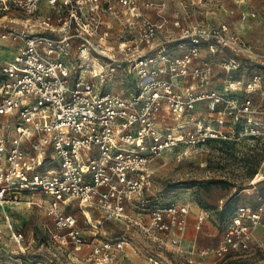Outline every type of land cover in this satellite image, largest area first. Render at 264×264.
I'll list each match as a JSON object with an SVG mask.
<instances>
[{
    "label": "built area",
    "instance_id": "built-area-1",
    "mask_svg": "<svg viewBox=\"0 0 264 264\" xmlns=\"http://www.w3.org/2000/svg\"><path fill=\"white\" fill-rule=\"evenodd\" d=\"M246 59L260 57L242 36L224 23L172 15L170 0H0V243L6 227L26 250L8 208L25 202L50 219L43 224L50 243L89 247L90 264H114L128 244L124 235L100 241L111 221L182 253L189 206L148 195L150 165L178 146L186 148L178 159L189 157L210 140L249 139L264 155L263 75L230 77L222 92L203 87L216 67L234 72ZM200 102L208 123L192 132L191 119L169 124L191 118ZM255 176L254 185L264 179V159ZM74 209L87 219L95 213L92 239ZM223 222L212 252H250L254 231L264 234V198L257 207L238 204ZM11 253L7 263L0 252V264H30Z\"/></svg>",
    "mask_w": 264,
    "mask_h": 264
},
{
    "label": "rangeland",
    "instance_id": "rangeland-1",
    "mask_svg": "<svg viewBox=\"0 0 264 264\" xmlns=\"http://www.w3.org/2000/svg\"><path fill=\"white\" fill-rule=\"evenodd\" d=\"M177 1L180 2L179 7L182 10L191 14V23L203 20L213 26L224 23L231 32L242 36L260 57L256 60H244L239 70L230 73L216 67L210 83L203 85L206 90L222 92L226 79L235 77L249 80L254 71H258L264 77V18L260 16L252 18L249 15L252 11H264V0ZM46 5L45 1L43 8H46ZM250 23L252 26L248 27ZM204 53L203 56L206 55ZM199 87L200 84H197L196 88ZM190 119L187 129H191V132L199 123L206 124L212 120L205 102L197 104L196 110L191 113V118L179 120L170 118L168 122L175 126V124H186ZM4 120V117H0V122ZM180 131L185 133L186 128ZM185 149L178 146L167 150L150 165L153 173L148 195L163 205L178 203L189 206L191 227L188 238L191 242H183V252L178 253L160 247L147 239L141 230L131 223L105 222L104 225L109 229L101 234L100 241L106 238L115 240L124 235L128 242L114 264H156V262L158 264H264V247L260 245L264 241L261 227L253 233L254 245L250 252L234 253L225 258H219L212 252L219 246L220 236L225 228L223 220L227 214L220 208V201L233 198L230 205L234 204L235 207L238 204L257 207L261 203L260 189L264 179L255 185L252 183L256 178L252 173L255 170L259 172L264 157L259 146L249 139L208 141L198 148L200 151L179 160V155ZM9 208L13 212L14 222L26 236V250L24 252L18 250V246L10 239L8 230L4 227L5 233L3 242L0 243V252L7 263H10L8 256L12 254L11 252L14 255L19 252V255L24 256L30 264H90L85 260L90 252L89 247L85 246L81 251H75L71 247L59 249L57 245L48 241L43 224L50 219L42 209L29 206L25 202L10 205ZM71 212L77 215L80 226L87 228L84 230V237L87 240L92 239L94 235L91 231V223L95 222L92 217L95 213H91V218L87 219L79 210L74 209ZM201 213L205 214L206 219L199 223L198 216ZM212 232L216 235L213 236ZM31 238L44 243V248H48L49 252H56L57 257L51 260L34 254L37 245L32 244L27 248ZM207 239H216L217 245L210 247Z\"/></svg>",
    "mask_w": 264,
    "mask_h": 264
},
{
    "label": "crops",
    "instance_id": "crops-1",
    "mask_svg": "<svg viewBox=\"0 0 264 264\" xmlns=\"http://www.w3.org/2000/svg\"><path fill=\"white\" fill-rule=\"evenodd\" d=\"M191 1V0H190ZM200 1V0H199ZM180 2H178L177 0H170V7H171V13H172V15H174V14H176V15H180V16H182V17H186V16H189L190 17V19H191V14L190 13H188V12H185V10H182L180 7ZM248 25V24H247ZM251 27L252 25H251V23L248 25V27ZM115 27H116V29H119V25L118 24H115ZM8 208H9V206H8ZM10 209V208H9ZM13 213V212H12ZM190 227H191V217L189 218V224H188V229H187V235H186V239L184 240V242L186 243V242H188V241H190L191 242V239H189L188 238V233H189V229H190ZM212 235L214 236V235H216L215 234V232H212ZM9 236V235H8ZM11 239V238H10ZM12 240V239H11ZM13 241V240H12ZM194 241V240H193ZM196 241V240H195ZM207 241H208V244H210L209 246L210 247H214V246H216L217 245V240L215 239H207ZM2 242H3V240H2ZM1 242V243H2ZM15 244V243H14ZM28 244H29V246H27V248H29L30 246H32V244H35V245H37L38 247H37V249L35 250V252H34V254H37L38 256H39V254L42 252V254H44V257L46 258V259H50L52 256H53V254L54 253H52V252H49L48 250H43L42 248V243L41 242H37L34 238H31V240H29V242H28ZM208 244H207V246H208ZM16 245V244H15ZM46 251V252H45ZM45 252V253H44ZM215 255V254H214ZM215 256H217V255H215ZM40 257V256H39ZM217 257H219V256H217ZM72 258V257H71ZM220 258V257H219ZM201 260H202V258H201Z\"/></svg>",
    "mask_w": 264,
    "mask_h": 264
},
{
    "label": "trees",
    "instance_id": "trees-1",
    "mask_svg": "<svg viewBox=\"0 0 264 264\" xmlns=\"http://www.w3.org/2000/svg\"><path fill=\"white\" fill-rule=\"evenodd\" d=\"M210 141H223V142H225V140H210ZM227 142V141H226ZM263 159H264V157H263ZM252 174H254V176L257 174V171L255 170ZM261 183V182H260ZM259 183V184H260ZM260 197L261 198H264V184L262 185V187H261V189H260ZM235 205L233 204H228L227 206H225L224 208H222V211H225L226 212V217L224 218V220L232 213V212H234V210H235ZM223 220V221H224ZM228 257V256H227Z\"/></svg>",
    "mask_w": 264,
    "mask_h": 264
}]
</instances>
